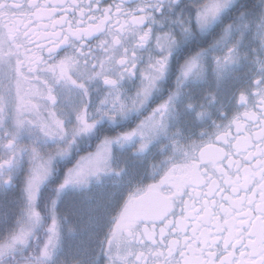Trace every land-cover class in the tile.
Instances as JSON below:
<instances>
[{
	"label": "snow or ice",
	"instance_id": "6c2138e0",
	"mask_svg": "<svg viewBox=\"0 0 264 264\" xmlns=\"http://www.w3.org/2000/svg\"><path fill=\"white\" fill-rule=\"evenodd\" d=\"M232 2L0 0V198L20 201L0 236V264H264V5L188 55L167 98L134 129L67 170L38 234L54 161L101 120L140 111L180 46ZM162 135L158 178L128 192L106 231L96 226L98 245L97 232L85 239L57 214L65 187L120 171L113 145L136 137L142 152Z\"/></svg>",
	"mask_w": 264,
	"mask_h": 264
},
{
	"label": "flooded vegetation",
	"instance_id": "af4514ba",
	"mask_svg": "<svg viewBox=\"0 0 264 264\" xmlns=\"http://www.w3.org/2000/svg\"><path fill=\"white\" fill-rule=\"evenodd\" d=\"M262 5H264V0H233L229 8L226 9L216 22L213 23L206 31L201 32L197 29L195 34L188 38V40L180 46L177 53L174 54V63L170 67L169 74L165 78L161 88L154 92L147 104H145L140 111L131 112L127 115V117L116 121L101 120L93 131L78 137L76 144H74L69 154L63 157H58L54 161L51 176L52 178L45 182L38 197L37 207L41 211L43 217L42 226L40 225L41 227L38 231V234L42 235L41 238H43V234L45 232V223L50 222L51 200L53 197H56L57 187L63 182L67 170L72 168L82 156L90 152H95L98 145L105 137H114L118 134L134 129L138 123L151 112L153 107L167 98L169 89L174 87L179 64L182 63L188 55H191L200 48H207L210 44H212L213 40L221 34L223 28L236 18L240 12L248 10L247 15L249 17H257L262 10ZM189 10L194 11L191 7ZM205 62L209 66L208 75L210 77L211 57H207ZM202 123L204 122L198 121V125ZM178 126L179 125L174 121L170 124V128L173 130ZM166 143L167 137L162 135L153 140L152 143L149 144L148 148L142 152L137 151L139 139L136 137L127 143L113 145L112 166L120 171L105 173L98 180L95 179L93 182L95 186H102L103 191L107 189L108 192H113V196L101 197L99 196V193H97L95 196L81 195L75 196L74 199L73 197L67 199H78V204L76 201H63L62 198L58 197L56 205L57 214L61 217H66L68 222L71 221L69 217L72 216L76 226L83 230L82 235L85 239L88 238L90 232L96 231L97 235L94 239L93 245H98L99 241L103 237V231L99 230L96 227V224L103 223V230L106 231L111 222V216L116 213L119 205L127 197L128 192L138 183H151L152 180L158 178L159 173L158 171L154 172L153 165L164 158L165 152L162 146ZM22 184L23 173L19 177L18 190L19 188H22ZM118 184L120 186L116 187ZM48 190H50V196L47 200H45L43 199L45 196L44 193ZM8 199L9 198L6 200ZM0 200L3 201L1 198ZM16 200V205H20L19 199ZM43 202H49L44 210L42 208ZM96 204L98 209L93 208ZM73 207H77L76 212L73 211ZM90 214H92L95 218L94 223L91 221L93 218L88 217Z\"/></svg>",
	"mask_w": 264,
	"mask_h": 264
},
{
	"label": "rangeland",
	"instance_id": "374dc122",
	"mask_svg": "<svg viewBox=\"0 0 264 264\" xmlns=\"http://www.w3.org/2000/svg\"><path fill=\"white\" fill-rule=\"evenodd\" d=\"M51 176H52V174L42 183V185L40 187V191L43 189L42 187L45 184V182H47L48 180H50L52 178ZM95 179L96 178H93L90 184H93ZM90 184L87 185V186H84V187L76 186V185H69V186L65 187L61 191L59 197L62 198L63 201H65L68 198L73 197V199H74L75 196H81V195L95 196L97 193H101V194H99V196H101V197H108V196L112 197L113 194H114L113 192L112 193L111 192H107V194H105L104 192H102V189H103L102 186H95L94 184L93 185H90ZM118 186H120V185L118 184ZM87 190H89L88 193H87ZM39 195H40V192H39ZM44 199L47 200L46 198H44ZM77 200L78 199H76V200H67V201H70V202L76 201V203H77ZM37 203H38V200H37ZM48 204H49V202H43L42 203L43 210ZM97 204L93 208H97L98 209ZM12 207H13L12 208L13 210L11 208H9V209H11V212H7V214H6V217L10 219L11 223L9 224V220H8V223L6 222L4 226L0 227V229L3 230V231L1 230L2 231L1 232L2 235L5 234L8 230H10L11 228H13L15 226V221H16V218L18 216V210H19L20 205H14ZM73 208H74L73 211L76 212L77 207H73ZM69 218L71 220L69 222H71L72 224L74 223L76 225L74 219H72V216L69 217ZM45 225H47V222L45 223ZM41 226H39V229H40ZM64 226L66 227V225H64ZM39 229H38V231H39ZM40 236H42V235H40Z\"/></svg>",
	"mask_w": 264,
	"mask_h": 264
},
{
	"label": "trees",
	"instance_id": "16d2710c",
	"mask_svg": "<svg viewBox=\"0 0 264 264\" xmlns=\"http://www.w3.org/2000/svg\"><path fill=\"white\" fill-rule=\"evenodd\" d=\"M44 195H45L44 197L49 198L50 190L46 191L44 193ZM1 199H3V201L0 200V220H1L0 221V223H1L0 227L4 226L6 222L8 223V220H9V224L11 223L10 219L6 217V214H7V212H11V209L13 208L12 206L16 205V203H17L16 199H12V198H9L8 200H6L4 198H1ZM9 208H11V209H9ZM88 217L93 218V220H91L92 223L95 222V220H94L95 218H94V216L92 214H90ZM96 225H98V224H96ZM1 230L2 229H0V236L2 235L1 232L3 231V230L2 231ZM94 232H96V231H94Z\"/></svg>",
	"mask_w": 264,
	"mask_h": 264
}]
</instances>
